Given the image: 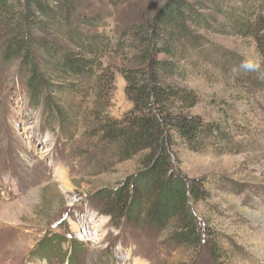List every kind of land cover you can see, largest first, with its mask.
I'll use <instances>...</instances> for the list:
<instances>
[{
  "label": "rangeland",
  "instance_id": "1",
  "mask_svg": "<svg viewBox=\"0 0 264 264\" xmlns=\"http://www.w3.org/2000/svg\"><path fill=\"white\" fill-rule=\"evenodd\" d=\"M162 2L75 0L72 15H103L105 26L97 32L114 42ZM252 3L255 10L264 8V0ZM197 32L217 53L237 58L225 68L216 54L209 56L183 82L198 97L191 113L219 123L226 136L198 152L175 147L174 167L191 180L202 178L209 188L207 199L192 207L200 233L208 231L224 249L226 264H264L261 55L250 37ZM3 37L0 28V43ZM105 62L123 64L115 57ZM17 68V62L0 57V264H212L204 253L167 246L162 232L113 226L95 196L136 172L138 157L117 161L111 148L91 135L87 116L65 132L56 123L53 130L42 125L39 110L28 107ZM91 99L83 98L86 109ZM130 108L124 80L115 72L109 113L120 119ZM63 237L74 241L77 253L69 242L60 243Z\"/></svg>",
  "mask_w": 264,
  "mask_h": 264
},
{
  "label": "trees",
  "instance_id": "2",
  "mask_svg": "<svg viewBox=\"0 0 264 264\" xmlns=\"http://www.w3.org/2000/svg\"><path fill=\"white\" fill-rule=\"evenodd\" d=\"M74 7L75 0H0V57L18 63L28 107L39 110L42 125L53 130L56 123L62 132L87 116L91 135L117 161L138 157L136 172L95 196L115 228L162 232L167 246L226 264L224 249L208 231L200 233L192 207L207 199L209 188L202 178L191 180L174 167L173 149L184 145L198 152L226 136L219 123L191 113L198 97L183 82L209 56L216 54L225 68L237 58L217 53L197 30L252 38L264 79V8L255 10L252 0H163L152 16L131 24L113 42L97 32L105 26L103 15L74 17ZM110 57L123 64L106 63ZM115 72L131 104L120 119L108 110ZM91 97L86 109L83 98ZM61 242L79 250L72 239Z\"/></svg>",
  "mask_w": 264,
  "mask_h": 264
}]
</instances>
